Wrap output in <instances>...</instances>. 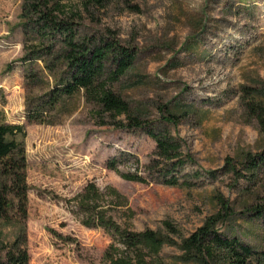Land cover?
<instances>
[{
    "label": "rangeland",
    "instance_id": "obj_1",
    "mask_svg": "<svg viewBox=\"0 0 264 264\" xmlns=\"http://www.w3.org/2000/svg\"><path fill=\"white\" fill-rule=\"evenodd\" d=\"M21 11L22 0H0V121L27 130L29 264H111L112 235L84 224L68 202L91 181L121 193L124 204L111 211L119 222L167 236L151 264H204L185 239L207 222L264 250V214L254 211L264 204V167L246 168L247 155L264 149L254 110L264 105V0H113L85 22V31L136 51L112 86L143 120L179 138L189 160L176 168L152 162L160 157L145 127L95 115L81 92L29 120L28 102L56 80L26 56ZM113 157L145 181L110 168ZM16 230L0 221L4 238Z\"/></svg>",
    "mask_w": 264,
    "mask_h": 264
},
{
    "label": "trees",
    "instance_id": "obj_2",
    "mask_svg": "<svg viewBox=\"0 0 264 264\" xmlns=\"http://www.w3.org/2000/svg\"><path fill=\"white\" fill-rule=\"evenodd\" d=\"M113 0H22L21 18L26 56L32 61L41 60L43 67L55 77V84L28 102L29 120H45V112L53 110L65 97L81 92L86 100L97 107L95 115L111 116L114 123L128 127H145L156 141L155 153L160 159L176 168L186 163L188 154L182 150L177 136L166 128L157 129L141 115L134 112L131 103L118 93L114 82L118 81L134 64L136 51L118 39L97 37L84 30L87 19L95 20L99 11ZM61 62V64H59ZM61 65V66H60ZM254 110L264 127V105L254 104ZM124 115V117H122ZM107 123V122H104ZM27 130L23 123L0 121V221L17 227L12 239L0 232V264H29L27 220L28 156L25 144ZM246 168L264 167V149L248 154ZM113 157L108 166L123 177L145 181L138 172L122 170ZM169 182L176 183L172 175ZM110 195L114 198H109ZM68 202L73 203L81 221L88 226H101L111 235L106 258L111 264H151L158 261L167 236L147 227L142 230L128 223L119 222L111 212L124 204L121 193L113 187L102 191L95 182H89ZM224 207L228 208L227 202ZM264 214V204L255 207ZM170 230L175 226L165 221ZM190 255L204 264H264V250H257L237 236L225 235L214 224L199 226L185 239Z\"/></svg>",
    "mask_w": 264,
    "mask_h": 264
}]
</instances>
